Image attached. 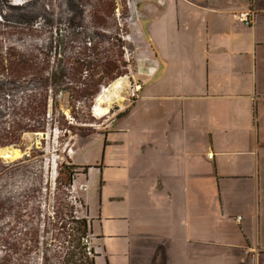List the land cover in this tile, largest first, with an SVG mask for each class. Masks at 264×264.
<instances>
[{
  "label": "rangeland",
  "instance_id": "374dc122",
  "mask_svg": "<svg viewBox=\"0 0 264 264\" xmlns=\"http://www.w3.org/2000/svg\"><path fill=\"white\" fill-rule=\"evenodd\" d=\"M30 1L34 4L28 9L34 11L17 19L11 7ZM139 1L0 0V142L15 134L11 122L16 108L12 105L23 98L22 92L29 94L43 88L44 77L56 66V60L68 66L80 56L86 58L90 66L82 82L98 90L94 99H86L79 91L75 93L82 86L80 82L65 79L69 80L63 84L67 92L58 97L53 112L49 109L45 116H24L50 121L47 131L24 134L20 145L0 146L4 153L0 158V264L63 263L71 248L73 218L87 213L81 193L90 195L89 211L95 215L101 197V174L109 181L103 190L104 198L120 192L121 187L118 189L112 182L119 154L127 160L123 170L134 175L131 195L128 193L124 199L131 217L124 231L138 224L145 228V235L158 237L167 246L168 264H239L240 258L236 261L229 255L227 244L229 228L239 227L235 217L249 213L243 220L246 224L259 214L264 222V155L259 154V158L255 152L249 154V149L262 146L263 137L257 133L263 134L264 122L251 121L246 128L247 104L236 98L245 91L229 88L225 70L229 68V58L213 60V45L209 49L211 59L206 61L203 55L207 45L203 46L201 37L205 32L211 35L220 19L214 20L208 31L204 30V20L218 15L210 7L203 6L201 11L194 7L192 12L182 7L176 26L164 32L168 11L161 12L158 0H147L139 6L138 21L133 10ZM226 2L224 16L231 22L234 16L229 13V0ZM67 4L80 9L83 15L64 21L60 13ZM197 18L204 20L196 23ZM184 30L187 35L181 36ZM142 49H148L147 53ZM8 55H21L27 64L10 67L4 60ZM148 57L153 62L156 58L158 63L153 72L147 66ZM28 62L32 64L29 68ZM170 65L174 67L167 71ZM249 104L250 117L251 101ZM60 125L63 129H58ZM105 140L109 142L103 151ZM183 143L196 150L193 157L197 162L190 169H196L201 176L197 180L210 185L191 182L185 203L186 192L176 186L173 200L156 193L157 181L147 163L149 148L171 151ZM102 161L103 172L91 167L88 175H69L73 181L66 185L68 165L75 166L71 168L73 172H81V165ZM249 167L260 178L254 187L229 178L248 173ZM220 176L223 177L219 179ZM79 183H84L86 189H81ZM113 207L114 203L106 200L104 212ZM187 213L195 218L190 219ZM206 220L225 227L201 228L206 227ZM112 222L115 228L122 221ZM185 234L188 242L184 244ZM249 235L254 248L246 250L251 259L245 264H259L258 258L264 264V227L261 225L256 234ZM142 239L137 245L139 250L133 243L131 251L132 255L137 253V261L129 251L128 262L112 259V263L164 264L161 247L146 250V244L156 241L148 236ZM96 244L100 251L96 264H106L102 248L105 243L96 239ZM46 248L48 257L44 261L41 255Z\"/></svg>",
  "mask_w": 264,
  "mask_h": 264
},
{
  "label": "crops",
  "instance_id": "0c3cea01",
  "mask_svg": "<svg viewBox=\"0 0 264 264\" xmlns=\"http://www.w3.org/2000/svg\"><path fill=\"white\" fill-rule=\"evenodd\" d=\"M145 1L147 0H141L139 2H135V7L133 11L138 21L140 20L139 19L140 12L138 11L139 6L143 4ZM158 1L161 3V12L168 11V17L164 18V22H163L164 32H167L168 30H172V27L176 26L177 24L176 21H178L180 17L179 11L182 7L189 10L190 12H192V8L194 7H198L200 11L203 9L202 8L203 6L210 7L211 10L213 11L212 13L218 15V17L215 19H208V20H204L201 18L195 19L196 23H199L202 20H204L205 31L209 30V27L212 25L214 20L220 19L217 28L211 29V35L205 32L201 37V43L203 44V46L207 45L206 47H204L205 50L203 51V55L205 56L206 61H208V59H211V55L209 54V49L213 45L214 48L216 49V51L213 54V60L222 57L229 58V68L225 69L226 75L229 76V88L245 91V93L241 95H236V98L237 100L246 101L247 105L245 106V108H247L248 115H249V107H250L249 103L251 101L252 113L250 117L247 115L246 123H245L246 128L249 129L251 121L252 123L255 122L259 123L261 120L264 122V0H229V13L233 14L234 16L232 17L231 22H229L224 16V11L227 10L228 8L226 2L228 0L226 1L225 0H158ZM251 8L256 11L255 20L252 26L247 27L241 24L240 22H238V20L236 19V13L238 11L247 10ZM187 17H190V15H187ZM156 34H158V31H156ZM182 35H187V30H184L181 36ZM168 42L169 41H167V43ZM172 67L174 66L170 65L167 71H170ZM149 69H151L152 72L158 69V63L156 58H155V62H153V66L149 67ZM184 70L185 72L188 71L187 69ZM207 75H208L207 77L208 79L206 82L207 84L206 89H208L210 86V77L208 72ZM234 108H238V106ZM234 113H235V109L232 110V115H234ZM240 118L243 119L242 114H239V119ZM257 136L263 137L261 143L262 146H256V148L249 149V154H253V152H255L254 154L257 155L256 157H259L258 156L259 154L264 155V132L262 135L260 134V132H258ZM210 138H211V133H210ZM108 142L109 141L105 140L103 151L106 150L105 147L108 144ZM116 142L118 141H113V142L110 141V143H116ZM257 142H259V140H257ZM184 143L183 145H176L171 151L160 150V152L159 151L155 152V148L152 147L149 148L151 149V152L149 151V154L147 156V163L150 165L151 168V172H152L151 176L153 177V179L157 181L154 186L156 193L161 196H165V197L168 196L169 199L173 200L175 197L173 186L174 187L176 186L178 187L179 190L186 192L184 193V203H185V200L188 197L187 196L188 186L191 182L198 184L202 183L205 186H210V185L197 180V179H201L200 178L201 176L198 175L196 169L193 170L190 169V166H195L197 162L196 158L193 157L197 153L195 149L187 147L186 145H184ZM209 152H211V150H209ZM211 157L214 158L215 156L212 155ZM116 158L117 159L115 160V164L113 168L112 182L115 185H117L118 189L121 187L120 192L118 193L117 190L113 194H110V196L108 195L106 198H104L103 190L105 186H107V183L109 181L104 180L101 174V179L99 183V190H100L99 194L101 197H100V203L98 204L97 207L98 208L97 214L95 215L92 211H89V202H91L90 195H88L87 192L84 193V195L81 193L85 204L86 212L89 214L91 218L92 242L94 245V250L96 252L95 259L97 261V259L100 256V251L95 248L96 239L101 240L103 244L105 243L102 248L105 251L104 260L106 261V264H113L112 259L120 260V261L126 260L128 262L127 253H129V251L131 253V251H133L134 248L135 250L138 251L139 249L137 248V245L143 242L142 236H148L150 240L156 242L155 244H146L147 245L146 250L149 249L154 250L155 248L161 247L163 249V254L165 255L164 264H168L169 262V254L167 252L168 249L162 240L158 239V237L145 235L144 233H142V231H144L145 228L138 227V224L131 226L127 231H124V224L128 223V218H131L129 215H127V211L125 208L126 201H124V199L128 197V193L131 195V188H132L131 182L134 175L132 173L129 174L126 170H123V167H125L126 166L125 164L127 163L125 161L127 160H124L122 158V155L119 154L117 155ZM81 166L82 169L84 166H87V168L85 169L86 171L82 170L81 172L78 173V175L81 174L88 175L91 167L98 168L100 172H103V161L101 163L97 162L95 164H83ZM222 177L223 176H220L218 178L221 179ZM229 178L233 180H243L247 183V185L249 186L252 185L253 187L255 183L258 184L260 181L259 176L258 175L256 176V171L251 170L250 167L248 173L232 174L229 175ZM78 185L82 186L84 185V183H79ZM215 187L217 189V193L220 194L218 179H216ZM123 191H125L126 194ZM106 200L107 202H113L114 207L110 212L105 213L104 204ZM119 202H121V205ZM169 203L171 204L172 201L169 200ZM102 214L104 215V217H102ZM187 215H189V218L190 216H193L195 218V215L188 213ZM247 216H249V213L248 214L244 213L242 216L240 214H237L235 220L238 221L239 227L229 228V243H227L229 244V255H231V257L233 258L236 257L237 258L236 261H238V259L240 258L239 264L240 263L245 264L246 262H249V259H251L250 258L251 253L248 254V251H246L248 248L249 249L254 248L249 243L250 242L249 236H251L249 234H256L257 229H259L261 225L262 227H264V222L263 220L261 221L259 214L255 216L254 221L244 224L243 222L244 217L246 218ZM117 220L122 221L121 225L116 226L115 228L112 227L113 225H115L112 221H117ZM94 222H95L96 231H94ZM96 224L98 225L99 231L97 230ZM191 224L192 223H188L189 226ZM210 225L216 229L225 227V225H222L221 223L206 220V227H201V228L211 227ZM186 234L184 235L185 236V239L183 241L184 244L188 242L186 240L187 239ZM133 243H134V248H133ZM239 249H243V251L240 252ZM245 252L246 254H244ZM136 254H137L136 252L134 255H132L131 253V256L135 258ZM182 255L184 256V262H186L187 254L185 250H183ZM252 258H256V257L253 256ZM258 262L260 264L259 258H258Z\"/></svg>",
  "mask_w": 264,
  "mask_h": 264
},
{
  "label": "trees",
  "instance_id": "16d2710c",
  "mask_svg": "<svg viewBox=\"0 0 264 264\" xmlns=\"http://www.w3.org/2000/svg\"><path fill=\"white\" fill-rule=\"evenodd\" d=\"M33 4L34 2L30 1L24 5H13L11 8L15 10L13 14L17 16V19H19L22 14L25 15L26 12L31 13L34 11V9H28L30 8V6H33ZM82 15L83 14L80 9L77 10L74 6L68 4L65 6L64 11L60 13V17H62L64 21L81 17ZM100 35L103 34L101 33ZM4 60L10 67H18L22 66L23 64H27L26 59L21 55H8L6 58L4 57ZM56 63V66H53L51 70L47 71L43 82L45 85L41 90L34 89L29 94H24V92H22L21 94L23 95V98L12 105L13 109L16 108V110L13 111L14 118L11 122V128L15 131V134H11L4 141H1L0 146L20 145V143L22 142L21 137L24 134L47 131L48 124L51 123L50 121H47L45 119L42 121H37L32 118H25L24 116L25 114H33L36 117L45 116V114L48 113L49 109H51V112H53V107L58 105V97H61L63 93L67 92H64V90H67L68 88H64L65 86H63V84L68 83L69 80L65 79H76L82 86H79L75 93H78L79 91L80 95L84 98L90 100L94 99L98 90L90 89V85H88L87 83L84 84V82H82L87 78V69L90 66L86 58L80 56L74 59V61L68 66H66L65 63L59 60H56ZM28 65V68L32 66V64H30L29 62ZM14 87L15 85L11 86L12 89ZM16 90H18V88H15V91ZM50 105L52 108L50 107ZM25 119L29 121L24 122ZM52 125L55 124L52 123ZM58 129H63V127L60 125L58 126ZM72 167L75 166L68 165V170H65V183L67 186L71 185L73 181L71 176H73L75 171L73 172V169L71 170ZM86 168L87 166H84L83 171H86ZM72 231L73 232L69 234L72 237L71 248L65 256L66 259L61 264H96L95 257L91 258L86 254L85 245L82 240V237L87 232L86 219L81 217L80 215H75L73 218ZM47 257L48 255L46 248L42 252L41 259L45 261L47 260Z\"/></svg>",
  "mask_w": 264,
  "mask_h": 264
},
{
  "label": "built area",
  "instance_id": "2783aa9c",
  "mask_svg": "<svg viewBox=\"0 0 264 264\" xmlns=\"http://www.w3.org/2000/svg\"><path fill=\"white\" fill-rule=\"evenodd\" d=\"M255 10L254 9H247V10H241L236 13V19L238 22L243 24L244 26L250 27L254 24L255 20ZM78 171L75 170V175H78ZM81 189H86L85 184L81 186ZM81 205V203H80ZM81 217L86 219L87 223V232L86 234L82 237L83 243L85 245V251L86 254L89 257H95V250H94V245L92 242V229H91V218L88 213L80 215Z\"/></svg>",
  "mask_w": 264,
  "mask_h": 264
},
{
  "label": "bare ground",
  "instance_id": "6f19581e",
  "mask_svg": "<svg viewBox=\"0 0 264 264\" xmlns=\"http://www.w3.org/2000/svg\"><path fill=\"white\" fill-rule=\"evenodd\" d=\"M132 29L134 30V27H132ZM142 50H144V53H147V49H142ZM143 65L146 66V63H143ZM147 66L148 67L153 66V60L150 57H148V59H147ZM105 112H106V110H105ZM2 149L3 148L0 147V158L4 155V153L2 152Z\"/></svg>",
  "mask_w": 264,
  "mask_h": 264
}]
</instances>
